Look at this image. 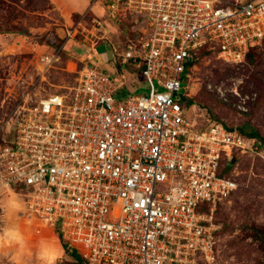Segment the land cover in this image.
<instances>
[{
	"label": "built area",
	"instance_id": "1",
	"mask_svg": "<svg viewBox=\"0 0 264 264\" xmlns=\"http://www.w3.org/2000/svg\"><path fill=\"white\" fill-rule=\"evenodd\" d=\"M104 5L116 19H132L135 37L123 56L141 69L149 95L118 100L121 83L98 63L78 67L73 86L22 111L14 141L0 146V186L26 199L30 221L54 233L60 224L87 264L214 263L218 208L239 188L237 156L264 161V145L223 123L200 127L185 76L201 49L240 64L261 46L264 0ZM96 17L92 28L106 34ZM64 49L38 57L43 79Z\"/></svg>",
	"mask_w": 264,
	"mask_h": 264
},
{
	"label": "rangeland",
	"instance_id": "2",
	"mask_svg": "<svg viewBox=\"0 0 264 264\" xmlns=\"http://www.w3.org/2000/svg\"><path fill=\"white\" fill-rule=\"evenodd\" d=\"M73 3L82 6L72 7ZM104 4L106 0H64V7L58 10L52 0H0V35L20 37L8 41L13 45H6L0 37V146L14 141L16 123L24 108L34 106L40 98L61 87L74 85V71L79 66L98 63L116 81L122 71L128 70L121 64L120 54L113 52V46L118 52L124 49V39L119 38L122 31L133 38L132 19H116ZM96 15L104 21L106 34L92 28ZM79 23L83 25L80 27ZM83 28L93 29L94 35ZM67 30H78L73 40L64 38ZM55 38L63 40L65 49L62 59L43 79L37 69L38 57L45 51L51 52L48 43ZM197 55L198 59H191L194 65L186 85L198 106L193 115L199 126L219 121L229 127L253 129L264 136V42L252 52L251 63L248 60L226 63L206 49L199 50ZM135 72L127 75L130 82L116 94V99L124 100L132 94L149 95L148 84L140 72ZM238 156L242 158L238 163L239 188L220 205L218 213L222 231L216 261L198 264H264V163ZM3 190L0 186V193ZM21 198L23 202L26 200ZM12 224L25 231L33 246L41 238H53L61 248L59 264H76L62 250L58 235L42 221H30L24 209L13 218ZM258 231L260 238L255 236ZM16 254L14 248L0 251V264H14ZM24 264H32V260L26 256Z\"/></svg>",
	"mask_w": 264,
	"mask_h": 264
},
{
	"label": "clouds",
	"instance_id": "3",
	"mask_svg": "<svg viewBox=\"0 0 264 264\" xmlns=\"http://www.w3.org/2000/svg\"><path fill=\"white\" fill-rule=\"evenodd\" d=\"M72 7H80L73 3ZM0 251L16 249L14 264H24L27 256L32 264H59L62 253L55 240L41 238L33 246L25 231L12 224L13 218L24 209V202L19 194L6 188L0 193Z\"/></svg>",
	"mask_w": 264,
	"mask_h": 264
},
{
	"label": "trees",
	"instance_id": "4",
	"mask_svg": "<svg viewBox=\"0 0 264 264\" xmlns=\"http://www.w3.org/2000/svg\"><path fill=\"white\" fill-rule=\"evenodd\" d=\"M97 17H93V19H92V22H94L95 21V19H96ZM125 31H122V33L119 35V38H121V39H124V41H123V43H124V49L121 51V52H118L117 54H120V58H121V64L122 65H126L127 66V69L129 70V72H131V73H133V74H135L136 72V70H137V72H141V69H138V68H136L135 66H134V64L132 63V61H129V60H126L125 58H124V56H123V51H125V48H126V46H127V43H128V40L130 39L129 37H128V35H126L125 33H124ZM7 34H16V35H23V34H27V32L26 33H24V32H16V33H11V32H7ZM26 36H28V35H26ZM132 37H135V35L133 34L132 35ZM115 38H116V36H115ZM122 42V41H121ZM62 44H63V40H59V39H57V38H55V39H53V41L51 40L49 43H48V47H52V48H56V49H58V48H60L61 46H62ZM257 47H254V48H252L250 51H249V53H248V55H247V58H246V60H248L250 63L251 62H253V58H252V52L256 49ZM118 50V49H117ZM192 58H196V59H198V55H192L191 57H190V60H189V65H188V69H187V74H189V70H190V68H191V66H193L194 65V63H191V59ZM84 65H81V66H79V67H83ZM125 71V70H124ZM123 72V71H122ZM112 77V76H111ZM187 78H188V76H185V84L187 83ZM186 102H187V105L188 106H191V105H193V104H196V101H195V99L193 98V97H189V98H186ZM217 123H221V122H219V121H216ZM225 125V124H224ZM225 127L226 128H228V129H237L241 134H243L245 137H248V138H257L259 141H262L263 142V145H264V136L263 135H261L258 131H256V130H253V129H251V130H247V128L246 127H240V128H234V127H229V126H227V125H225ZM240 159H242L241 157H238L237 156V160H238V163H239V160ZM258 161H260V162H262V163H264V161H262V160H260V159H258ZM231 170L232 169H230V168H228L227 167V169L225 170L226 172V174L227 175H229L230 173H231ZM236 193V192H235ZM234 193V194H235ZM234 194H233V196H234ZM232 196V197H233ZM220 207L221 206H219V208H218V213H219V210H220ZM245 211H248V210H250L249 208H245L244 209ZM251 212V211H250ZM217 213V214H218ZM219 215V214H218ZM221 231H222V229L220 230V232H219V235H220V233H221ZM56 234L59 236V238H60V241H61V244H62V247H63V249H64V251L68 254V255H70L74 260H75V262H76V264H87L86 263V261H85V259L80 255V253L75 249V248H73L71 245H70V243H68L67 241H64L63 239H62V237H61V233H60V230L59 229H57L56 230ZM261 234H260V231H258V234H256L255 236L257 237V238H260L259 236H260ZM78 261V262H77Z\"/></svg>",
	"mask_w": 264,
	"mask_h": 264
},
{
	"label": "crops",
	"instance_id": "5",
	"mask_svg": "<svg viewBox=\"0 0 264 264\" xmlns=\"http://www.w3.org/2000/svg\"><path fill=\"white\" fill-rule=\"evenodd\" d=\"M52 3H53V5L55 6L54 8L55 9H58V10H62V8L64 7V0H52ZM85 8H86V6H85ZM0 37H3L4 38V40L3 41H6L7 43H6V45H13V44H10L9 42H10V40H12V39H14V38H20L19 36H14V35H6V36H2V35H0ZM9 41V42H8ZM112 45H114V43L113 42H110ZM68 44V43H67ZM113 52L115 53V46H113ZM114 55V54H113ZM115 70L117 71V69L115 68ZM106 71V70H105ZM107 72V71H106ZM108 73V72H107ZM129 73H131V72H129V70H125V71H123V72H121V74H120V78L118 79V82L119 83H121V85H122V87L120 88V90L121 89H123L125 86H127V84H128V82H130L129 81V79H128V74ZM109 74V73H108ZM132 74V73H131ZM113 78V77H112ZM128 89V88H127ZM119 90V91H120ZM118 91V92H119ZM129 92H131V91H129ZM131 93H133V92H131ZM60 240V239H59ZM60 244H61V241H60ZM61 247H62V244H61ZM62 250L64 251V249H63V247H62Z\"/></svg>",
	"mask_w": 264,
	"mask_h": 264
},
{
	"label": "water",
	"instance_id": "6",
	"mask_svg": "<svg viewBox=\"0 0 264 264\" xmlns=\"http://www.w3.org/2000/svg\"><path fill=\"white\" fill-rule=\"evenodd\" d=\"M235 163H236V159H234V160L231 162L230 165H235Z\"/></svg>",
	"mask_w": 264,
	"mask_h": 264
},
{
	"label": "bare ground",
	"instance_id": "7",
	"mask_svg": "<svg viewBox=\"0 0 264 264\" xmlns=\"http://www.w3.org/2000/svg\"><path fill=\"white\" fill-rule=\"evenodd\" d=\"M58 245V247L60 248V246H59V244H57ZM61 249V248H60Z\"/></svg>",
	"mask_w": 264,
	"mask_h": 264
}]
</instances>
